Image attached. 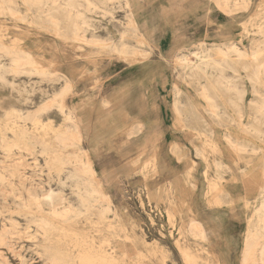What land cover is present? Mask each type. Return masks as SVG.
<instances>
[{
    "label": "rangeland",
    "instance_id": "374dc122",
    "mask_svg": "<svg viewBox=\"0 0 264 264\" xmlns=\"http://www.w3.org/2000/svg\"><path fill=\"white\" fill-rule=\"evenodd\" d=\"M16 1L27 18L0 16L1 41L30 51L58 76L8 73L9 80L0 82V159L24 162L39 193L53 188L75 203L73 187L58 178V167L32 141L15 139L11 129L13 112L38 109L70 78L74 87L65 101L83 133L74 139L82 148L78 163L93 166L117 215L100 221L63 218L0 192V230L18 231L9 236L12 245L0 244L6 264H46L44 245L62 248L71 264H81V250L93 254L92 244L114 255L109 258L116 264H244L246 241L264 231V118L256 112L264 99V74L250 76L248 56H235L232 69L207 72L178 57L219 58L217 46L234 41L242 54L257 46L264 64V0H229L228 6L222 0H106L88 12L92 27L83 41L74 37L72 18L56 13L58 29ZM92 37L100 42L87 41ZM122 41L128 57L117 49ZM220 75L236 82L238 93L220 86ZM203 85L220 107L218 117L209 112ZM39 115L40 130L27 122L41 134L39 141H50L70 125L56 106ZM139 123L143 129L130 135ZM7 146L13 147L11 155ZM42 214L57 228L48 240L35 220Z\"/></svg>",
    "mask_w": 264,
    "mask_h": 264
},
{
    "label": "bare ground",
    "instance_id": "6f19581e",
    "mask_svg": "<svg viewBox=\"0 0 264 264\" xmlns=\"http://www.w3.org/2000/svg\"><path fill=\"white\" fill-rule=\"evenodd\" d=\"M102 1H104L103 2L104 4L106 0H23V3L28 7L29 10H33L37 12L41 18L47 20L48 22L50 21L56 27H58V29L60 28V20L56 13L60 12L61 14H64L67 17L72 18L74 21L73 22L74 37L76 38L77 41L79 40L83 41L85 40V38H83L84 35L82 34L84 33L85 29L88 28L89 26L92 27V20L88 15V12H93L97 9L102 8L100 4L102 3ZM218 1L220 2V0ZM222 1L225 2V4L227 5L229 0H222ZM17 6L18 3L16 0H0V16H5L6 14H10L15 17H21L23 19H26L27 16L24 15ZM130 22L132 24L135 23L132 17L130 18ZM87 41L93 44L100 42L99 40L96 39V37H92L90 40ZM121 45L123 47L121 48L119 47L117 49L122 54V56L128 57L130 53L127 50V48H125L127 47L128 44L125 41H122ZM217 48L219 49V51H217L219 58H215L209 54V55H205L203 59L200 57L201 60L200 61L197 60L198 62H196L192 58L183 54L178 57V62L192 66L198 71L207 72L209 71L208 69L210 67H214L222 71L224 65H227L231 68L232 66L231 63L233 62V58L235 56H239V57L248 56L250 58V61H248L249 63L248 62L247 63L248 66L252 68V73L250 74V76L252 78L258 79V77L261 74H264V64L260 63L261 50L257 46L253 48L252 52L249 53V55L245 53L242 54L243 50H241L234 41L231 42L230 44L218 45ZM196 55L198 56V54ZM5 56L8 57L9 59L7 63L2 61V58ZM133 56L134 54H132V57ZM8 73H12L14 76L21 74H25L28 76L38 75L43 80L44 79L51 80L52 78L58 76V74L54 75V73L48 71L46 67L41 66L40 63L35 59L34 55L30 51L12 48L6 45L5 43H3L0 38V82L1 81L6 82L9 80V79L7 80L6 77ZM14 84H11V86H14ZM219 84L224 89L230 91L234 90L237 92V90L240 89L237 87L236 82H234L232 79L224 75H220ZM73 87H74L73 81L70 78L66 77V82L63 89L55 93V96L52 97L51 100L46 101V103H44L38 109L34 111H27V112L17 111L10 113H12L13 115L12 116L13 124L11 125V129L15 134V139L17 138L22 141L30 140L33 142L34 145H38L40 147V150L42 153L45 154L48 163L52 162L55 165L54 166L55 169L56 167H58L59 174L55 173L59 176L57 177L61 179L63 183L67 184L68 182H70V186L73 187V193L75 194V203L70 202L68 200L69 198L67 199L62 191L58 190L57 192H55L53 188L52 190L50 188L49 189L50 191L48 190V192L39 193L36 190L37 188L35 186L36 184L31 181V178L33 177L32 176L28 177L26 175V172L24 171L25 169L23 167H25V163L17 162L16 160L8 163L7 161H3L0 159V192L4 196V198L8 197L7 195L8 193H11L14 196V198L19 197L21 200L20 204L23 206H27L29 204H36L38 208H40V210L43 211L46 210L47 208L48 212H50L51 214L60 215L63 218L64 217L77 218L80 216L92 218L93 216H96L97 219H99L100 221L106 219L108 215L111 213H115L116 215L117 213L115 212V208L111 204V201L109 199L110 196H108L103 185L96 177L97 174L95 175L94 173L95 170H93L92 168L93 166H91L89 162H86L83 165L78 163V160H80V157L82 155L81 152L82 148L77 142L74 141V139L77 138L78 140H80V138L83 137V136L81 137L83 133L81 134V127L78 119L76 118L72 110L68 109V105L65 101V97L67 96V94H69L72 91ZM202 92L204 98L208 100L209 112L213 116L218 117L220 107L218 106L215 99L213 98L214 99L213 100L211 95L208 93V87L206 85L202 86ZM261 96L262 98L264 97V95ZM230 100H232V98ZM105 104L108 105V102H105ZM51 106H56L60 110V112L64 114L65 120L70 122V125H68V129L65 130V132H58L55 135H53L50 141L46 139L43 141H39L41 134L35 131L36 129L38 131V129L42 126V119L39 114ZM256 112L258 113L257 116L258 118H264V99L263 101L258 102L256 104ZM27 122L33 123L36 129L31 130ZM143 127L144 125L142 124L141 127L138 128L136 127L138 130H136L134 133H130V135L137 134L140 130L143 129ZM43 135L46 134L44 133ZM5 136H3V141H5L6 139ZM226 138L232 141L234 146L236 145L238 149L244 150L245 145L242 142L239 141L234 142L231 135H228ZM9 145L12 146V144ZM11 146H7L8 155H11V152L13 151L12 149L13 147ZM69 147L76 148V150L71 151L68 149ZM29 152L34 153L33 151L30 150ZM51 165L52 164H50V166ZM54 167L52 166V168ZM51 179H54V177L52 176ZM21 188L26 191L28 195L27 198L23 197L22 195L23 191L21 190ZM35 220L37 222L38 227L42 230V233L45 234L46 240L49 239L50 232H55L57 230V228H55L54 225L49 223V220L46 218L45 214H42L40 217H38ZM194 223L197 224L198 228L202 227L201 231H206L205 228L201 226L202 223L198 221ZM16 229H17L16 226H14L12 228L7 227L0 230V244H6L8 246L12 245L11 238L9 236L17 233L18 231ZM199 230L200 229H198L197 231ZM193 233L195 234L196 232ZM199 233L201 234V232ZM44 247H45V255L47 257L46 264H71L72 260L70 259L68 254H66V252L63 251L62 248L56 247L55 245H44ZM92 248L94 252L93 254L91 253L90 255L85 254V252L84 251L82 252L81 250V254L79 256L80 257L79 262L81 264H116L114 258H112L114 255L111 254L112 259L109 258V256L111 255H109V253L104 250L103 246L101 245L95 246L94 244H92ZM243 251H244L243 252L244 264H264V231L260 235H257L254 239L247 240ZM6 261L7 260L3 257V255L0 256V264H6Z\"/></svg>",
    "mask_w": 264,
    "mask_h": 264
},
{
    "label": "crops",
    "instance_id": "0c3cea01",
    "mask_svg": "<svg viewBox=\"0 0 264 264\" xmlns=\"http://www.w3.org/2000/svg\"><path fill=\"white\" fill-rule=\"evenodd\" d=\"M141 123H139V125H140Z\"/></svg>",
    "mask_w": 264,
    "mask_h": 264
}]
</instances>
